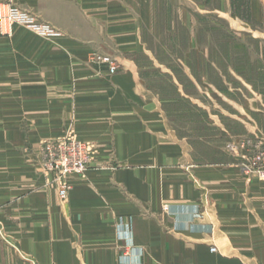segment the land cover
Segmentation results:
<instances>
[{
    "label": "crops",
    "instance_id": "obj_1",
    "mask_svg": "<svg viewBox=\"0 0 264 264\" xmlns=\"http://www.w3.org/2000/svg\"><path fill=\"white\" fill-rule=\"evenodd\" d=\"M1 1L61 34L0 37V264H264V182L199 162L141 78L153 0ZM92 51L123 68L98 73ZM68 136L94 153L61 201L38 154Z\"/></svg>",
    "mask_w": 264,
    "mask_h": 264
},
{
    "label": "rangeland",
    "instance_id": "obj_2",
    "mask_svg": "<svg viewBox=\"0 0 264 264\" xmlns=\"http://www.w3.org/2000/svg\"><path fill=\"white\" fill-rule=\"evenodd\" d=\"M248 3L249 0H153L152 26L143 34L152 56L133 57L142 67L146 88L162 101L179 135L189 138L199 162H227L233 170L227 171L226 179L241 177L262 183L246 174L247 162L237 146L244 138L264 141V13L255 20ZM0 4L11 5L44 24L26 9L9 2ZM186 19L188 27L183 24ZM46 25L60 36L53 26ZM15 27L47 41L57 38L42 37L31 26L8 25L5 21L0 37H10ZM103 59L117 68L113 74L123 68L115 55L96 51L87 57V65L98 73L105 70L113 75L110 64L101 63ZM251 133L255 134L247 135ZM60 141H78L89 148L87 169L94 153L89 143L71 136L40 145L38 164L42 173L51 177L56 193L58 172L47 171L41 149ZM84 174L67 177L70 189L71 180L81 179ZM162 210L167 212L168 206L163 205Z\"/></svg>",
    "mask_w": 264,
    "mask_h": 264
},
{
    "label": "built area",
    "instance_id": "obj_3",
    "mask_svg": "<svg viewBox=\"0 0 264 264\" xmlns=\"http://www.w3.org/2000/svg\"><path fill=\"white\" fill-rule=\"evenodd\" d=\"M8 25L22 24L31 26L38 35L47 38L58 37V33L50 29L46 24L36 22L30 15L20 12L11 5L0 4V32L3 22ZM103 64H110L108 59L101 60ZM110 73L117 72L115 66L109 65ZM243 159H246V174L264 182V141L259 139L244 138L238 145ZM235 148L232 147V150ZM47 171L58 172L57 194L61 201L68 197L70 184L67 177H81L87 169L89 148L78 141H60L55 144H47L41 149ZM215 252V248H211Z\"/></svg>",
    "mask_w": 264,
    "mask_h": 264
}]
</instances>
